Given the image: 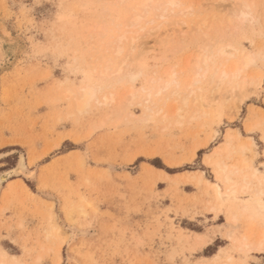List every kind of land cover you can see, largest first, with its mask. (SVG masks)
Wrapping results in <instances>:
<instances>
[{
  "label": "rangeland",
  "instance_id": "obj_1",
  "mask_svg": "<svg viewBox=\"0 0 264 264\" xmlns=\"http://www.w3.org/2000/svg\"><path fill=\"white\" fill-rule=\"evenodd\" d=\"M105 1L0 0V36L17 43L16 59L0 69V153L12 151L0 158V173L20 152L27 162L25 173L0 184V248L18 264H55L58 255L59 264H264V253L240 250L227 235H248L264 219L256 223L229 208L227 194L214 207L212 188L195 178L218 182L209 163L216 157L228 167L244 158L264 172V0H184L194 15L143 18L134 58L101 80L114 102L71 115L64 87L99 83L100 63L115 50L99 45L113 34ZM243 10L251 15L239 17ZM224 43L256 57L242 89L232 96L231 85L218 91L203 78L192 86L202 110L172 96L161 111L160 101L152 116L140 117V98L128 91L146 78L132 80L129 72L162 74L176 66L186 85L206 47L209 54ZM172 99L182 108L173 112ZM243 142L251 150L241 149Z\"/></svg>",
  "mask_w": 264,
  "mask_h": 264
},
{
  "label": "bare ground",
  "instance_id": "obj_2",
  "mask_svg": "<svg viewBox=\"0 0 264 264\" xmlns=\"http://www.w3.org/2000/svg\"><path fill=\"white\" fill-rule=\"evenodd\" d=\"M124 2H126L127 6H126V11L122 13L123 11L122 10L118 11V8L120 9L122 7L121 3ZM103 5H104L103 12H106L110 17V21L108 22L112 24L113 34L110 35L109 37L106 36L105 38H103L101 42H99V45L100 47H103L106 51L107 48L110 49L115 48V50L112 56L104 58L100 63V67L98 70L99 83H97L98 80L96 81V79H92L82 85L77 86L75 84V86L66 85L64 87L63 98L70 103L71 106H69V108L71 107V109H73L71 115L74 114L81 115L82 113H86L85 111L89 109L90 105L93 102L94 104L97 103L99 105H103V104L105 105L114 102L115 100L114 93L110 92V90L109 91L105 90L104 92L103 91L104 88L103 90L101 88L103 87L104 82H102L101 80L102 79L107 80L109 77L113 76L114 74L122 73L123 71L122 65H125V63L128 61L130 57L133 56L134 58L133 52L136 47V42L138 40V34H139L138 32L139 27L138 30H136V28L143 18H145L148 23H156L157 19H164L165 21H167V18L169 16L171 17L173 16L172 19L170 18L171 20H173L175 17L178 18L180 15H187V16L194 15V11H195L194 7L190 6L189 4H186L184 0H125V1L106 0L103 3ZM116 15L118 16L117 20H116ZM249 15L251 14L248 13L247 11L244 12V10L240 11V14H238L239 17L249 16ZM182 22L184 21L182 20ZM6 35L9 36V32ZM5 39L2 36H0V69L12 65V63L16 59V54H17V45H16L17 43L14 41L12 44H10L8 41H5ZM125 44H128L127 45L128 52L126 54L124 53L125 57L123 59L120 58L122 60L119 61L120 62L119 65L113 68L114 60L116 57L120 56L123 53ZM238 44L239 43H237V45ZM206 50H208L207 47ZM206 50H205V54H203L202 56L199 55L198 59H196L197 62L195 61L196 63L193 66L196 67V70L194 69L195 72L192 74L186 85L184 84L183 79L181 77L182 71L184 70L181 69L179 71H176L174 69H171L176 66L171 68L168 67L169 71L166 72L167 71L166 70L162 74L158 73V71L155 70L151 74L146 72L140 73L139 72L140 70L132 71L128 73V77L132 80L136 79L141 75L144 76V78H146V80L142 78L143 84L140 86L138 91L133 92L132 89H129L128 91V95H130L131 98H135L136 96L140 98V101H138V103L142 106V110H143V114L140 117L152 116L151 112H154L160 101L161 104H159L158 109L161 111L163 108L162 107L160 108V106L162 104H165L166 101L168 102V100L172 96H180L181 98L179 102L182 103V105H186L188 103V100L192 99L191 100L192 105H195V107L197 106L196 111H200V109L202 110L203 103L201 101L202 100L201 94L195 95L194 94L195 89L194 88L192 89V86L196 83H199L200 79L203 78H207V79L209 78L208 81H213V83L215 84L214 87L218 91L223 85L224 86L231 85L229 91L231 93L230 95L232 96L235 95V90H236L235 88L242 89L244 87L246 83V79H245L246 77L244 76L243 72L248 66L253 65L256 62V57L253 53L248 51L245 52V49L242 48V45H241V49H239L237 48V46H235L232 43H227V44L224 43V45L222 46L220 45V47L217 48L216 50L210 51L209 54L206 53L207 52ZM231 58L234 59L230 60ZM46 73H48V70L46 71ZM258 77L259 76L257 74L256 78ZM186 86L190 88V91L184 94V91H182V89L183 88L187 89ZM106 87L107 86H105V88ZM197 90L200 91L201 87L197 88ZM189 94H192L193 98H190L188 96ZM174 99H172V101H174L173 112L178 111L179 109L182 108V105L176 104L175 102L177 101H175ZM213 99L215 100L216 97L214 96ZM230 137L231 134L227 136V138ZM250 142L248 144H244L245 142H243V144L240 145V148L243 150L244 149L251 150ZM224 151L226 152L227 155L228 154L230 155L231 153L228 147L225 148ZM10 153H12V151L1 152L0 158L5 157ZM218 153L219 152L215 150L212 153L211 158L215 154L217 155ZM209 163L214 168L215 176L218 179V182L209 181L208 179L202 177L201 174H199L198 177L197 176L194 177L197 179L199 183L203 182L204 184H207L212 188L213 194L210 203H212L214 207L215 205L222 204L223 194H227L228 196L227 205L229 208L235 207V210H237L238 214L241 215L244 214L248 219L255 220V218H260V217L264 219V186H263L264 172H261L253 164L252 161H247L244 158L241 160L242 166L240 167H237L236 165H232L231 167L230 166L228 167L221 160L217 159V157L213 159H209ZM149 167L151 169L152 168L154 169L153 166H149ZM26 170H27L26 157L23 153L20 152L16 161V165L10 169L1 171L0 184L8 180L13 175L25 173ZM235 173L237 176H239V179L237 181H235L232 178V175ZM220 181L223 183V186L225 187V190L223 192L221 191V186L219 184ZM19 187L23 189L26 193L33 194V192H31L30 189L22 181H19ZM239 194L241 195L245 194L248 197L246 199H243V202L241 201L239 202L236 200L237 197H235ZM228 218L229 220L235 222L237 220V215L229 214ZM227 235L228 238L232 240L231 242L236 244V246L240 250H245L248 252L253 251L256 253H264V223L261 227L256 228L254 232L249 233L248 235L244 234L240 236V234L238 235L235 233V231L232 230H229ZM215 257L217 256L215 255ZM57 258L58 260H56L55 264H59V261L61 259L60 255H58ZM228 260H232L231 257H228ZM18 263L20 262L16 261V256L14 254H9L6 250L0 248V264H18Z\"/></svg>",
  "mask_w": 264,
  "mask_h": 264
},
{
  "label": "trees",
  "instance_id": "obj_3",
  "mask_svg": "<svg viewBox=\"0 0 264 264\" xmlns=\"http://www.w3.org/2000/svg\"><path fill=\"white\" fill-rule=\"evenodd\" d=\"M151 163L154 165V166H156V167H158V168H162V166L160 165V163H159V161H151Z\"/></svg>",
  "mask_w": 264,
  "mask_h": 264
}]
</instances>
